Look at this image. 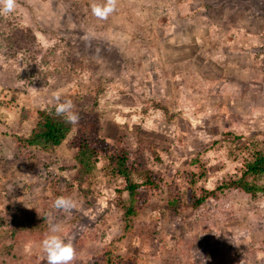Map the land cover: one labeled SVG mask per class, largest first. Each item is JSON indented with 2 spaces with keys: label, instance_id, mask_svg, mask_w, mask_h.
<instances>
[{
  "label": "rangeland",
  "instance_id": "1",
  "mask_svg": "<svg viewBox=\"0 0 264 264\" xmlns=\"http://www.w3.org/2000/svg\"><path fill=\"white\" fill-rule=\"evenodd\" d=\"M93 2L105 0H17L4 15L24 30L15 43L0 34L4 228L19 210L46 214L76 249L72 264H105L106 249L126 264H264L263 194L229 189L196 209H168L172 196L187 201L192 172L202 195L240 177L251 142H264V0H118L106 20ZM74 89L99 91L105 136L160 145L162 162L151 164L166 180L131 232L116 202L121 181L96 170L89 195L67 191L77 171L69 139L52 153L16 148L13 135L33 127L21 123L23 108H54L56 93ZM61 195L77 208L55 210ZM41 241L3 232L0 264H47Z\"/></svg>",
  "mask_w": 264,
  "mask_h": 264
},
{
  "label": "trees",
  "instance_id": "2",
  "mask_svg": "<svg viewBox=\"0 0 264 264\" xmlns=\"http://www.w3.org/2000/svg\"><path fill=\"white\" fill-rule=\"evenodd\" d=\"M5 23L4 15H0V34H6L9 41L17 42L20 39L19 34L24 30L18 27L15 32L10 24ZM10 28L11 34L8 35ZM28 37L33 38L29 34ZM69 98L73 100L79 113L78 124H65L60 117L54 116V108H51L53 115H49L48 108L32 110L24 107L21 112V123L31 120L33 127L28 133L13 135L16 148L27 150L28 155L34 149L52 153L69 139L67 145L75 150L73 159L77 171L69 182L67 191L70 193L78 187L84 195H89L98 182L96 170H100L104 176H112L115 180L121 181L123 187L116 190V202L123 212L125 230L131 232L135 219L148 208L152 191H158L166 180L162 170H157L151 164L152 161L156 162V165L162 162L157 150L160 145L146 142L142 137H137L135 145H129L125 141V133H122L118 140L105 136L99 91L82 92L74 89L67 96V99ZM159 104L156 102L157 107ZM164 110L167 111L165 107ZM263 143L257 138L251 142L254 147L251 156L243 164L240 177L223 183L216 189L205 190L202 195H197L194 188L195 172H192L189 175L191 182L186 194L188 199L185 201L180 196H172L168 201L171 214H177L182 208H199L208 199H215L220 192L229 189L242 190L252 197L264 195ZM124 191L128 192V198H124ZM3 224H6V220L0 216V235L6 231L16 240L21 237L42 240L51 227L46 214L31 213L27 210H19L11 216L10 228H4ZM128 259L130 258L115 256L111 249H106V252L97 256V260L105 264H126Z\"/></svg>",
  "mask_w": 264,
  "mask_h": 264
},
{
  "label": "clouds",
  "instance_id": "3",
  "mask_svg": "<svg viewBox=\"0 0 264 264\" xmlns=\"http://www.w3.org/2000/svg\"><path fill=\"white\" fill-rule=\"evenodd\" d=\"M118 0H105L104 3L93 2L92 14L99 20H106L117 8ZM17 0H0V15H8L15 11ZM90 34L83 38L87 41ZM22 70V69H21ZM54 116L60 117L65 124L76 125L79 122V113L72 99L61 100L60 93L54 95ZM49 115H53L52 109H47ZM53 208L58 211L70 213L77 208L76 201L69 196H58ZM62 231L59 224H52L49 232L41 241V248L46 254L47 264H72L76 259L77 252L71 242H65L58 234ZM217 236L219 234L215 233Z\"/></svg>",
  "mask_w": 264,
  "mask_h": 264
},
{
  "label": "crops",
  "instance_id": "4",
  "mask_svg": "<svg viewBox=\"0 0 264 264\" xmlns=\"http://www.w3.org/2000/svg\"><path fill=\"white\" fill-rule=\"evenodd\" d=\"M226 36V35H225ZM208 37V36H207ZM196 41H194L193 43H191L190 45H191V47L193 46V45H197L198 43V49L200 50V40H199V42L197 41V44L195 43Z\"/></svg>",
  "mask_w": 264,
  "mask_h": 264
}]
</instances>
